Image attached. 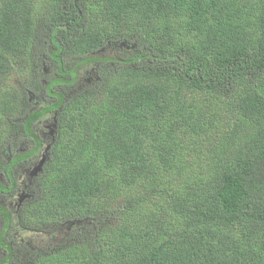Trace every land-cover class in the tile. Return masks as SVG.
<instances>
[{
	"label": "trees",
	"instance_id": "1",
	"mask_svg": "<svg viewBox=\"0 0 264 264\" xmlns=\"http://www.w3.org/2000/svg\"><path fill=\"white\" fill-rule=\"evenodd\" d=\"M50 111L2 264H264V0H0V148Z\"/></svg>",
	"mask_w": 264,
	"mask_h": 264
},
{
	"label": "flooded vegetation",
	"instance_id": "2",
	"mask_svg": "<svg viewBox=\"0 0 264 264\" xmlns=\"http://www.w3.org/2000/svg\"><path fill=\"white\" fill-rule=\"evenodd\" d=\"M84 68L86 69L83 70ZM93 68L88 69L86 66L79 68L77 72L80 79H77V85L84 87V81L86 84L95 81ZM43 70L47 74L51 73L47 67ZM28 95L31 102L36 98L31 93ZM35 104L36 108L40 107ZM49 106H54V103L50 101ZM49 117L52 118V123L47 120ZM58 127V115L50 111L35 120L28 134L16 135V131L12 128V134L5 139V143L0 148V161L5 165L0 169V206L4 209L3 212L0 210V260L6 257L5 251L8 248L22 247L24 253L26 251L23 249L24 245L29 239H25L23 233H36L20 227L18 214L41 194V180L45 167L53 156L50 149L55 141ZM7 171H10V174H7ZM40 235L44 236L43 233ZM54 239L55 237L50 239V246L63 241L61 237L57 238V241Z\"/></svg>",
	"mask_w": 264,
	"mask_h": 264
},
{
	"label": "rangeland",
	"instance_id": "3",
	"mask_svg": "<svg viewBox=\"0 0 264 264\" xmlns=\"http://www.w3.org/2000/svg\"><path fill=\"white\" fill-rule=\"evenodd\" d=\"M84 68L83 70H85ZM94 82H90L88 85L92 86ZM87 87V86H86ZM50 123H52V118H47ZM43 128V127H41ZM25 239H29L28 242L25 244L27 245L28 251H32L33 254L41 252L43 249H47L50 246V239L52 235H45L41 236L39 233H23ZM61 236V235H60ZM55 239L54 241H57L58 235H54ZM62 242V241H61ZM20 259L24 262H27V258L24 257V253L21 254Z\"/></svg>",
	"mask_w": 264,
	"mask_h": 264
},
{
	"label": "water",
	"instance_id": "4",
	"mask_svg": "<svg viewBox=\"0 0 264 264\" xmlns=\"http://www.w3.org/2000/svg\"><path fill=\"white\" fill-rule=\"evenodd\" d=\"M124 45H126V43L125 42H122Z\"/></svg>",
	"mask_w": 264,
	"mask_h": 264
}]
</instances>
